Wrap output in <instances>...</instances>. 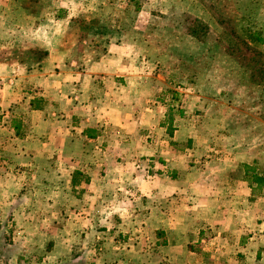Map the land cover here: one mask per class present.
Wrapping results in <instances>:
<instances>
[{
    "label": "rangeland",
    "instance_id": "obj_1",
    "mask_svg": "<svg viewBox=\"0 0 264 264\" xmlns=\"http://www.w3.org/2000/svg\"><path fill=\"white\" fill-rule=\"evenodd\" d=\"M30 1L49 22H59L55 29L68 61L88 64L112 47L128 50L109 64L111 71L121 65L125 72L106 76L124 88L113 90L108 104L157 103L161 111L155 121L142 115L138 135L124 140V147L112 142L122 130L108 128V159L116 168L94 171L107 186L83 204L69 197L59 203L66 211L82 205L93 226L75 239L67 258L91 264H264L263 252L256 254L258 247L264 251V238L248 242L246 233L262 227L260 215L244 213L263 207L256 204L264 188L254 195L251 186L253 176H264V50L247 40L264 34V0ZM77 71L75 83L86 86L91 75ZM154 177L172 181L167 190L168 183H161L155 201L141 190ZM73 179L78 183L80 176ZM102 189L104 198L97 196ZM66 221L77 223L65 216L60 226ZM170 243L174 248L164 249ZM246 243L253 247L248 258L239 251ZM46 252L26 253L27 262L44 263ZM0 264H9L2 250Z\"/></svg>",
    "mask_w": 264,
    "mask_h": 264
},
{
    "label": "crops",
    "instance_id": "obj_2",
    "mask_svg": "<svg viewBox=\"0 0 264 264\" xmlns=\"http://www.w3.org/2000/svg\"><path fill=\"white\" fill-rule=\"evenodd\" d=\"M34 7L38 9V5ZM34 7L30 0H0V250L5 251L9 264H29L26 253L36 257L43 250L47 252L42 264H91L67 258V252L75 247V239L83 234L88 236L93 228L88 222V211L82 205L66 211L59 203L64 204L61 201L69 197L72 202L79 198L83 204L96 188L107 186V181L94 171L116 168L108 159V128L122 130L124 135L114 134L112 142L117 140L118 147H124V140L132 141L138 135L136 129L142 115L155 121L161 111L157 103L146 107L140 102L135 105L134 101L119 99L114 106L108 104L113 90L121 93L124 88L106 76L125 72L121 65L111 71L109 64L123 60L128 50L112 47L110 54L97 61L88 58V64L77 59L68 61L55 29L59 22L55 18L49 22ZM260 17L264 20V14ZM256 36L254 41L252 35L248 37V43L264 50V34ZM74 62L91 75L86 86L75 83L78 68L72 67ZM93 77L103 83L91 82ZM260 121L264 123V118ZM66 173L68 177L64 176ZM75 175L80 176L78 183L74 182ZM162 182L168 183L166 190L172 186V181L154 177L153 181L144 182L141 190L155 201ZM102 191L97 196L104 198L106 193ZM229 198L232 200L233 195ZM258 203L263 205L262 210L253 211L250 206L244 212L259 214L262 221L256 232L246 231L248 242L257 240V236L264 238V193L256 206ZM65 216L77 223L70 226L66 221L60 226ZM248 244L239 248L246 258L253 255L252 244ZM90 246L88 242V249ZM164 246L168 251L174 248L172 243ZM228 247L233 250V246ZM260 252L264 259V251L258 247L256 254Z\"/></svg>",
    "mask_w": 264,
    "mask_h": 264
},
{
    "label": "trees",
    "instance_id": "obj_3",
    "mask_svg": "<svg viewBox=\"0 0 264 264\" xmlns=\"http://www.w3.org/2000/svg\"><path fill=\"white\" fill-rule=\"evenodd\" d=\"M251 35H252L251 39L254 41L253 38L257 37L256 35H260V34L255 32V33H252ZM258 41L261 42L260 39H258ZM253 182L256 184V187L251 186V188L253 190V194L255 195L257 191H261L264 188V176H259V175L253 176Z\"/></svg>",
    "mask_w": 264,
    "mask_h": 264
}]
</instances>
